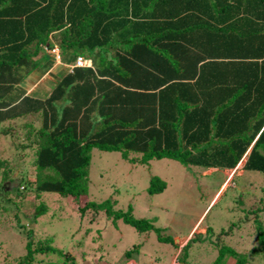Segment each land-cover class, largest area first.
I'll return each instance as SVG.
<instances>
[{"label":"trees","instance_id":"obj_1","mask_svg":"<svg viewBox=\"0 0 264 264\" xmlns=\"http://www.w3.org/2000/svg\"><path fill=\"white\" fill-rule=\"evenodd\" d=\"M54 46L71 64L79 57L90 65L55 75L42 98L26 95L20 83ZM14 122L25 132L11 151L31 150L36 175L11 180L13 168L0 157V199L13 192L21 200L23 187L32 192L27 239L47 213V196L87 199L94 149L135 165L169 159L219 174L244 160L242 171L264 174V0H0V135L16 133ZM11 181L12 190L4 183ZM150 182L151 195L166 188L158 177ZM113 204L87 200L80 218L103 211L113 224L173 244L131 207ZM256 228L259 247L251 253L264 258V231L259 222ZM31 243L26 264H44L36 253H61L48 241ZM226 256L245 264L227 246L212 264Z\"/></svg>","mask_w":264,"mask_h":264},{"label":"rangeland","instance_id":"obj_2","mask_svg":"<svg viewBox=\"0 0 264 264\" xmlns=\"http://www.w3.org/2000/svg\"><path fill=\"white\" fill-rule=\"evenodd\" d=\"M43 52L47 54V50ZM47 55L39 69L20 83L25 90L30 84L37 85L39 90L35 95L38 96L44 95L42 88L49 91L53 77L66 70L60 65L61 61L70 64L62 53L61 61L56 54H50L52 58ZM44 64L49 70L41 84ZM27 121L35 123L33 118ZM12 126L16 133L10 137L0 135V157L13 168L11 180L20 175L33 182L36 175L31 164L33 152L11 151L19 140L24 141L25 129L22 123L14 122ZM244 162L234 169L235 172L224 170L219 174L213 173L215 169L184 167L169 159L135 165L123 160L118 152L94 149L87 199L47 196L44 199L47 213L33 221L36 230L30 239L26 238V233L33 228L31 218L37 204L32 202V192L23 187L20 191L25 195L21 200L11 191L0 199V264H26L23 257L27 254L25 245L29 240L31 248L48 241L52 249L61 252L34 254L35 259H43L44 264H212L221 246L244 255L245 264H264L261 255L251 253L259 247L256 222L264 231V174L242 171ZM154 176L166 182V188L151 195L148 189ZM4 183L10 190L15 185L13 181ZM87 200L97 204L110 200L114 202V210L123 212L131 207L134 218L150 221L160 229V236H169L174 242H162L154 231L139 232L121 221L113 224L111 219L104 217L103 211L92 214L87 210L80 218L78 210ZM91 215L97 219H91ZM197 235H200L199 240L189 241ZM188 241L191 244L183 252ZM127 251L131 254L129 258ZM235 262L234 258L226 256L224 264Z\"/></svg>","mask_w":264,"mask_h":264},{"label":"crops","instance_id":"obj_3","mask_svg":"<svg viewBox=\"0 0 264 264\" xmlns=\"http://www.w3.org/2000/svg\"><path fill=\"white\" fill-rule=\"evenodd\" d=\"M52 58V57H51ZM62 59V58H61ZM61 59H60V61H61ZM64 59L65 60H67V61H71V59L69 58V57H64ZM75 59V58H74ZM74 63V62H73ZM73 63L71 64V62H70V64H63L62 63V61H61V66H63L64 68H66V70L64 71V73H66V72H68L69 70H70V67L73 65ZM49 66H47V67H45V70H42V72H41V84H44V81L46 80V78L44 77V74L49 70V68H48ZM64 73H62V75L64 74ZM56 83H57V78H54L53 77V81H52V85L51 86H49V88L50 89H52L55 85H56ZM24 84H22V88L25 90V88H24V86H23ZM26 85H28V84H26ZM48 88V89H49ZM50 89H49V91H50ZM39 89H38V86L36 85L35 86V84H30L29 85V88L27 89V90H25V94H26V92L28 93V92H30L29 94H26V95H32V96H34V97H43L44 95H46L47 93H49V91H47L46 90V88H42V92H44V95L43 96H38V95H35V92L36 91H38Z\"/></svg>","mask_w":264,"mask_h":264},{"label":"clouds","instance_id":"obj_4","mask_svg":"<svg viewBox=\"0 0 264 264\" xmlns=\"http://www.w3.org/2000/svg\"><path fill=\"white\" fill-rule=\"evenodd\" d=\"M53 48H56L57 49V54H58V59H61V57H60V51H59V48L57 47V46H54ZM52 48V49H53ZM46 50V49H45ZM47 53L50 55V54H52V53H50V50H47ZM51 57H52V55H50ZM78 58V57H77ZM77 58H75L74 59V63H73V65L70 67V70L68 71V72H71L72 71V69L73 68H76V67H85V66H89L90 65V61L89 60H83L85 63H84V65H82V66H75V62H76V59Z\"/></svg>","mask_w":264,"mask_h":264},{"label":"built area","instance_id":"obj_5","mask_svg":"<svg viewBox=\"0 0 264 264\" xmlns=\"http://www.w3.org/2000/svg\"><path fill=\"white\" fill-rule=\"evenodd\" d=\"M50 53H52V54H56V57L58 58L59 56H58V54H57V49L56 48H53V49H51L50 50ZM84 61H83V59H81V58H77L76 59V62H75V66H82V65H84Z\"/></svg>","mask_w":264,"mask_h":264}]
</instances>
